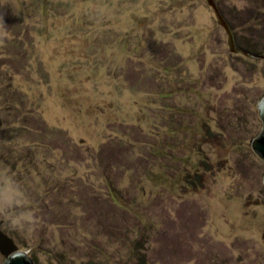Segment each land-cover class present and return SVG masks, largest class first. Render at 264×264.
<instances>
[{
	"label": "rangeland",
	"instance_id": "374dc122",
	"mask_svg": "<svg viewBox=\"0 0 264 264\" xmlns=\"http://www.w3.org/2000/svg\"><path fill=\"white\" fill-rule=\"evenodd\" d=\"M214 1L264 53V0ZM263 97L207 0H0L1 231L33 264H264Z\"/></svg>",
	"mask_w": 264,
	"mask_h": 264
},
{
	"label": "water",
	"instance_id": "95a60500",
	"mask_svg": "<svg viewBox=\"0 0 264 264\" xmlns=\"http://www.w3.org/2000/svg\"><path fill=\"white\" fill-rule=\"evenodd\" d=\"M207 3L212 7L217 23L223 28L227 35V46L229 51L242 54L250 58L264 59V53L253 54L240 47H237L234 41L233 31L220 13L214 0H207ZM258 109V116L263 122V131L251 142L252 149L264 160V97L256 107ZM0 254L3 255L4 261L2 264H33L26 253L19 251L12 239L3 233L0 229Z\"/></svg>",
	"mask_w": 264,
	"mask_h": 264
},
{
	"label": "trees",
	"instance_id": "16d2710c",
	"mask_svg": "<svg viewBox=\"0 0 264 264\" xmlns=\"http://www.w3.org/2000/svg\"><path fill=\"white\" fill-rule=\"evenodd\" d=\"M263 4H264V1H263ZM233 28V27H232ZM199 178V177H198ZM197 178H195V180H196ZM194 180V179H193ZM191 182H193V181H191ZM117 193V192H116ZM116 193H114V192H111V196H112V200H118V197H117V195H116Z\"/></svg>",
	"mask_w": 264,
	"mask_h": 264
}]
</instances>
